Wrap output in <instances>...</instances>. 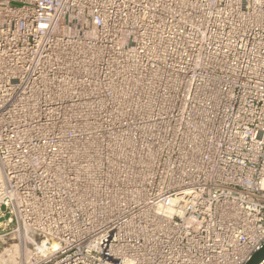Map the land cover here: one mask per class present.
Listing matches in <instances>:
<instances>
[{"label": "built area", "instance_id": "built-area-1", "mask_svg": "<svg viewBox=\"0 0 264 264\" xmlns=\"http://www.w3.org/2000/svg\"><path fill=\"white\" fill-rule=\"evenodd\" d=\"M263 246L264 0H0V264Z\"/></svg>", "mask_w": 264, "mask_h": 264}, {"label": "water", "instance_id": "water-1", "mask_svg": "<svg viewBox=\"0 0 264 264\" xmlns=\"http://www.w3.org/2000/svg\"><path fill=\"white\" fill-rule=\"evenodd\" d=\"M263 259H264V246L261 250H259L254 254L252 259L247 264H260Z\"/></svg>", "mask_w": 264, "mask_h": 264}]
</instances>
